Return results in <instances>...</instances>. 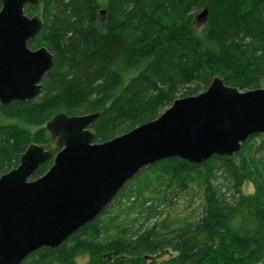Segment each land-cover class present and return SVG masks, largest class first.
<instances>
[{
	"label": "trees",
	"instance_id": "obj_1",
	"mask_svg": "<svg viewBox=\"0 0 264 264\" xmlns=\"http://www.w3.org/2000/svg\"><path fill=\"white\" fill-rule=\"evenodd\" d=\"M26 13L43 18L29 46L46 47L54 62L36 97L0 102V176L31 143L60 149L46 128L59 112H98L91 128L105 142L206 90L215 76L240 90L264 88V0H40ZM246 181L254 194H243ZM191 194L196 206L171 209ZM85 251L95 255L89 264H264V133L232 158L142 168L88 225L20 264H76Z\"/></svg>",
	"mask_w": 264,
	"mask_h": 264
},
{
	"label": "water",
	"instance_id": "obj_2",
	"mask_svg": "<svg viewBox=\"0 0 264 264\" xmlns=\"http://www.w3.org/2000/svg\"><path fill=\"white\" fill-rule=\"evenodd\" d=\"M39 2L2 0V104L36 97L53 65L46 47L29 46L43 18L26 9ZM98 116L57 113L46 128L60 149L54 153L31 143L19 164L0 176V264H20L42 247L60 246L148 165L169 158L200 164L214 155L234 157L252 135L264 133V88L240 90L215 76L206 90L174 100L156 119L105 142H96L91 128ZM50 159L49 169L33 179Z\"/></svg>",
	"mask_w": 264,
	"mask_h": 264
},
{
	"label": "rangeland",
	"instance_id": "obj_3",
	"mask_svg": "<svg viewBox=\"0 0 264 264\" xmlns=\"http://www.w3.org/2000/svg\"><path fill=\"white\" fill-rule=\"evenodd\" d=\"M101 3H104V0H99ZM202 12H200L196 18V21H195V27L197 29V31L200 33L204 27V24H205V21H206V16H203L201 15ZM104 22V19L101 18V21L100 23L102 24ZM33 129V127H32ZM36 128H34L35 130ZM51 147H53L51 145ZM242 192L243 194L245 195H252L254 194L255 192V187H254V184L251 182V181H246L244 183V185L242 186ZM194 196L193 194H191L189 197L188 196H183L182 198H180V200L178 201V203L174 204V206L171 207V209L173 211H179V210H182L188 206H190V203L191 204H195V206L197 205V202H195L193 200ZM194 201V202H193ZM193 202V203H192ZM148 207V205L146 206ZM138 210H141V213L143 214V212H146L148 211V208L145 209V211L142 209V206L140 205ZM164 210V209H163ZM140 214V213H138ZM138 214L136 213H132L131 215V218H139L137 220H135V224H139L141 222V218L138 216L136 217ZM141 214V215H142ZM170 253V251H169ZM93 259H95V255L89 251H85L83 252L82 254L78 255L77 259H76V264H89Z\"/></svg>",
	"mask_w": 264,
	"mask_h": 264
}]
</instances>
